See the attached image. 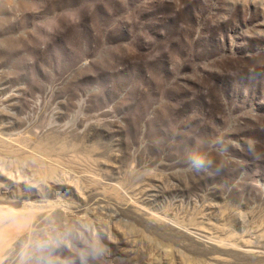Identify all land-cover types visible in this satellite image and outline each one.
<instances>
[{"label": "rangeland", "instance_id": "rangeland-1", "mask_svg": "<svg viewBox=\"0 0 264 264\" xmlns=\"http://www.w3.org/2000/svg\"><path fill=\"white\" fill-rule=\"evenodd\" d=\"M0 264H264V0H0Z\"/></svg>", "mask_w": 264, "mask_h": 264}, {"label": "clouds", "instance_id": "clouds-1", "mask_svg": "<svg viewBox=\"0 0 264 264\" xmlns=\"http://www.w3.org/2000/svg\"><path fill=\"white\" fill-rule=\"evenodd\" d=\"M198 163H201V162H198Z\"/></svg>", "mask_w": 264, "mask_h": 264}]
</instances>
